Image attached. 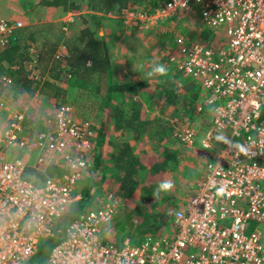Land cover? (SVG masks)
I'll list each match as a JSON object with an SVG mask.
<instances>
[{"label":"built area","instance_id":"obj_1","mask_svg":"<svg viewBox=\"0 0 264 264\" xmlns=\"http://www.w3.org/2000/svg\"><path fill=\"white\" fill-rule=\"evenodd\" d=\"M192 10L217 44L209 47L200 36L177 33L168 57L200 87L195 112L207 108L210 113L200 150L193 127L172 124L180 144L206 161L196 193L174 213L172 236H146L137 246L128 238L106 239L109 225L123 216L127 203L110 192L67 225L64 239L42 264H264V0H167L159 9H123L112 17L130 30L145 22L175 20ZM19 27L0 21L2 49ZM30 58L33 62L24 64L30 80L42 82L34 70L36 57ZM68 58L64 46L55 54L62 65ZM0 86L9 89L13 79L2 75ZM2 98L0 112L6 108ZM71 115L70 108L59 105L44 119L48 131L31 140L22 135L24 112L11 113L0 129V264H26L69 206L81 199L74 191L78 183L95 173L87 156L94 133ZM220 134L247 151L228 145L219 150L215 142ZM38 150L42 153L35 167L55 166L65 172L41 184L25 179L24 153ZM221 185L226 192L217 196Z\"/></svg>","mask_w":264,"mask_h":264},{"label":"trees","instance_id":"obj_2","mask_svg":"<svg viewBox=\"0 0 264 264\" xmlns=\"http://www.w3.org/2000/svg\"><path fill=\"white\" fill-rule=\"evenodd\" d=\"M166 2L167 0H53L51 3L55 6L67 5L71 11L87 8L89 18L96 20L98 15H115L123 9L132 11L141 10L139 8L142 7L144 10L159 9ZM85 36L86 34H83L78 37L77 43L83 41ZM200 37L209 47H216L217 43L213 41L211 34L204 32ZM88 39L84 43V48L78 50L75 57L70 56L67 60L66 69L71 76L70 84L78 82L82 86L84 81L82 79L87 80L89 78L90 81L91 76L96 72L100 73L102 70H107L109 65L108 47L104 43L97 42L91 36ZM10 48L3 52L0 57V62H2L0 76L8 74L7 68L10 65H18L14 72L8 74L13 79V84L20 85L21 83L28 84L27 81L33 82L30 80L31 71L26 69L24 65L22 66L26 61L33 62L30 56L20 54L17 47ZM172 49L174 51V46ZM35 61L34 70L35 68L38 70L41 59ZM163 61L167 62L168 60ZM87 62L90 63L88 68H86ZM47 63L54 70L57 69L59 74L65 70V68L60 67V62L55 61V58L51 57ZM168 66L170 67H168V74L163 77L158 76L159 79L163 80L157 84V90L152 92L154 93L153 96L156 94L158 96L156 102L149 104L152 95L149 91L143 90L141 83L108 85L104 97L98 98L99 107L105 120H101V125L98 128L89 125L90 130L94 133L93 139H91L93 149L90 151L89 157L96 167V173L86 174L83 177L81 183L76 187V191L81 194L82 198L69 206L65 215L56 223L52 236L40 241L37 252L26 264H42L46 261L51 250L64 239L67 225L89 206L88 193L91 188L101 186L106 181L115 190L114 194L120 198L129 200L137 193L139 197L137 204L129 212L121 219L116 218L114 220L112 225L114 233L116 232L117 235H119L118 232L124 233V238H128L134 246L139 245L146 236L158 238L162 234L161 226L167 225L173 234L174 213L183 209L184 206H177L174 194L161 193L158 198L153 196V192L160 181L164 178L169 179L179 163V152L170 146L173 142L169 138L171 132L161 124L162 122L157 121L156 140L150 139L153 144L151 146L152 153L145 156L143 150L137 151L150 124L142 116L144 106L151 108L156 104L162 108L165 106L176 107L180 103V95L183 99V106L190 107L189 112L191 113L194 112L193 104L200 100V87L185 78L171 64ZM171 81L179 83V87H174L170 83ZM87 87H90L89 83ZM92 91L95 96L99 94L98 88H92ZM31 93H33L32 90ZM154 144L159 147L154 148ZM111 149L116 150V156H109L110 158L107 159L109 167L107 168L106 154ZM28 171L27 168L25 171V179L27 180H29Z\"/></svg>","mask_w":264,"mask_h":264},{"label":"rangeland","instance_id":"obj_3","mask_svg":"<svg viewBox=\"0 0 264 264\" xmlns=\"http://www.w3.org/2000/svg\"><path fill=\"white\" fill-rule=\"evenodd\" d=\"M83 4V3H82ZM84 7V6H83ZM66 12H69L67 16H70L69 18L72 19V28L70 26L69 30L73 29V33H77L79 31V28L84 26L85 23H87L89 26L92 25V20L89 18L88 10L87 8H83L80 11H71L69 10L70 7L66 6ZM64 8V10H65ZM143 8V7H142ZM142 8H139L143 11H151V10H144ZM36 14H33L35 16ZM87 19V20H86ZM119 21V20H118ZM8 22V21H6ZM152 21L151 23H153ZM13 25H16L17 23L21 24V27H23V24L21 22L15 21L14 23L8 22ZM70 23V22H69ZM101 23L104 26V30L100 31L102 35H104V38L106 39V42H104L108 47H110V61L111 64L107 67V76L110 74L111 76V82L115 84L114 86H119L123 83H118V81L123 78H128V81H137L142 82L144 85L145 90H149L151 95L154 93V90L157 87V84L160 83V80L158 76L153 77H147L146 74L148 71L151 70L152 61L156 60L158 63L164 64L169 67L170 63L164 62L163 60H168L169 54L173 52V39L175 37V34L177 33H183L186 34L190 38H196L198 36H201L204 32H206L199 20V16L197 12L192 10L191 12H183V14L176 16L175 20L167 19L166 21L158 20L154 22L152 25L150 23L145 22L143 26H139V29H126L122 28L121 25L115 20L108 19V18H102ZM123 25V24H122ZM93 29H96L94 26H92ZM69 34V33H68ZM101 34H99L101 36ZM202 39V37H200ZM6 48V47H5ZM0 49H2L0 47ZM4 49V48H3ZM28 61L24 62L25 65H27ZM22 64V66L24 65ZM44 64V63H43ZM88 66H90V63H87ZM13 67H18V65H13ZM40 67V64H39ZM62 67V65L60 66ZM170 68V67H169ZM169 70V69H168ZM8 74L9 72H14L15 69L7 68ZM126 71V73H125ZM6 74V75H8ZM95 77L92 79L91 83L94 86H100L101 82L106 83V75L102 74H96ZM1 77V76H0ZM62 80H65L64 77H62ZM110 82V81H109ZM109 82H107L109 84ZM116 83H118L116 85ZM125 83V82H124ZM127 83V82H126ZM134 83V82H133ZM174 85V87H179V83L177 82H170ZM148 88V89H147ZM15 89H18V87H15ZM10 89H3L0 86V94L3 96V100L7 101V95L9 96V111H2L0 112V129H4L8 124V117L13 112H23L22 109L30 107L28 109L27 113L29 115L28 120V126L33 127L34 130L40 129L41 123H37L34 121V119H44L47 118L49 115H40L44 112V110L51 111L52 113L58 108L59 104L57 101L64 100L67 102L64 104L66 107L70 108L71 110V117L75 123L78 125L86 124L91 125L95 127H99L101 120H102V112L100 110L99 100L98 98L94 97L93 91L89 90L88 94L86 92H81L77 90H71V92H68L66 95V99H58L55 101H50V103L47 102V104H43L41 102H35L33 105H28L26 100L28 96L31 94V90H27L26 88H23V90H19L20 92H23L21 95H26L27 98H20V102L17 101V96H15V92H18V90H15L13 93ZM14 90V89H13ZM157 90V89H156ZM7 91V95H6ZM12 96L9 95L11 94ZM101 92H105V89H101ZM151 96L152 100L150 99L149 104L152 102L157 101V94L155 96ZM91 96V97H90ZM23 97V96H22ZM180 103L176 106H165V108H162L160 105H156L154 107H145L142 116L148 121L149 127L146 135L144 136V145L149 150V153L151 150V146H153L152 139L155 141V129H156V122L160 121L161 124L167 128L171 132L170 139L173 140L172 144L170 145L174 150H177L179 152L178 154V166L174 173L172 174L173 179L171 180V175L169 179H162L160 182L168 180L173 183V188L169 192H162L164 194H174V198L177 200V206H185V204L190 200V198L196 193V190L200 186L203 178H204V172H205V166L206 161L203 160L197 153L187 150L185 147H183L180 142L178 141L175 134V129L172 127V124L174 122H177L175 125V128L180 126L179 124L185 123L186 125H189L190 127H193L194 130L197 132V139H196V149H201V141L204 136V130L208 126L209 122L208 119L203 120V117H197L189 112L187 107L183 106V99L182 96L179 95ZM55 102V103H54ZM41 103V104H40ZM57 103V104H56ZM160 106V107H159ZM148 111V113L146 112ZM7 112V114H6ZM34 113V116L32 115ZM76 119H75V118ZM27 123V122H25ZM227 137L226 134H223ZM91 143V142H90ZM215 145L219 150L224 149L226 144L220 143L216 140ZM158 145L154 144V148H158ZM92 145H90L89 151L87 152V156L89 157V153L92 150ZM111 151V150H109ZM108 151V152H109ZM37 152V151H36ZM111 153V152H109ZM147 153V154H149ZM36 154V153H34ZM143 155V154H142ZM89 159H91L89 157ZM24 160L27 164V167L29 169L27 176L29 177V180L33 181L35 184L41 183V176L42 172L41 169H38L34 167V161L31 158L30 154L24 153ZM95 172V169L93 170V173ZM96 173V172H95ZM94 173V174H95ZM76 189V188H75ZM92 190V191H91ZM90 192L88 193L89 197V206L96 208L98 204V200L102 197L106 196L110 192H114L111 189V186L107 184H102L101 186H96V188H92ZM77 193V191H76ZM75 193V194H76ZM137 200H139L138 193L135 194L131 199L127 200V203L125 204L124 212L128 209L132 208L137 204ZM124 212L122 213L123 216L125 215ZM117 218L121 219V216H118ZM114 222V221H113ZM113 222L109 225V235L116 236V238H124L125 234L122 232H118L119 235L116 234V232H112V225ZM162 228V234L158 236V238H170L172 235V231H169L170 228L165 225L161 226ZM111 231V234H110ZM107 236L106 239H109ZM120 241H118L117 244H119Z\"/></svg>","mask_w":264,"mask_h":264},{"label":"crops","instance_id":"obj_4","mask_svg":"<svg viewBox=\"0 0 264 264\" xmlns=\"http://www.w3.org/2000/svg\"><path fill=\"white\" fill-rule=\"evenodd\" d=\"M52 1L53 0H0V21L4 20V21L12 22V23L17 21V22H21L23 24L22 28L16 29L14 31V34H13L12 38L10 39L8 47L6 49H0V57L3 54V52H5L8 48L17 47V48H19L20 54H27L30 57L34 56V57H36V59H41L40 68L37 70V73L42 77V80H43L42 82L35 83V82H28L26 80L28 84L21 83L20 85H15V83H14L13 84L14 86L10 87L9 89L12 90L13 93L15 92V90H18V91L20 89L23 90L22 87L26 88L27 90L28 89L32 90L33 93H31L28 96V98L26 97V95H21L23 92H20V91H19V93L15 92V96H17V101L20 102L21 101L20 98H27L26 100H28L27 101L28 105H33L36 101L41 102L43 104H47V102L50 103V101L56 102L58 99H61V100L66 99L67 93L71 92V90L86 92L88 94L89 90H92V88H98V90H99V94L97 95L98 97L95 96L94 93L92 94V95H94V97H96V98L100 97L99 99L103 98L105 93H106V90L108 88V85L109 86L115 85L111 82L112 78H111L110 74L107 76L106 71L102 70L100 73L96 72L95 74H93L91 76L90 80L92 81V79L95 77L94 75H96V74H102V75L104 74V75H106V77H105L106 81L107 82L110 81L109 84L107 82L103 83V81H102L100 86H98V85L94 86L91 83V81H89V78H87V80L82 79L84 81L82 82V86H81L78 82L76 84H70L69 83L71 76H70L69 72L67 71L68 69H66L67 63L65 65L61 64L62 65L61 68H65V70L63 73L59 74L58 70L57 69L54 70L53 67H51V65H49L47 63V61L48 60L50 61L51 57L55 58V54L60 51L62 46H64L66 53L68 54V57H70V56L75 57L76 52L78 50L84 48V43H86V41L89 40L88 39L89 36H91L93 39H96L97 42H100V43L106 42V39L104 38L105 34L102 35L100 32V31L104 30V26L101 23L102 18H108V19L115 20L124 29L122 22L120 20L118 21V19H116L115 17H112V16L98 15L96 20H92L91 26H89L87 23H85L84 26L79 28V31L77 33L76 32L73 33L72 32L73 29L69 30L70 26L72 28V25H71L72 19L69 18L70 16H67L70 13L66 12V9L64 10V8L67 5H63V6L56 5L55 6L51 3ZM48 2H49V4H48ZM33 14H36V15L33 16ZM92 26H94L96 29H93ZM83 34L84 35L86 34L85 38L83 39V41H81V42L79 41V43H77V41L79 40L78 37H81V35H83ZM99 34H101V36ZM107 49H109L107 56L109 58L108 63L110 65L111 64L110 47H108ZM87 63H86V68H88ZM1 65H2V62H0V67H1ZM10 68L12 69V67H10ZM13 68H15V67H13ZM125 73H126V71H125ZM62 77H64L65 80H62ZM74 80H75V77H74ZM75 82H76V80H75ZM124 82L125 83L126 82L127 83H133V82L134 83H141L143 90L149 91V90H145L142 82H137L134 80H132L130 82V81H128V78H126L124 80H123V78H121L118 81V83H124ZM88 83H89L90 87H87ZM118 83H116V85ZM18 86H20V87H18ZM15 87H18V89H15ZM102 88L105 89V92H103V93L101 92ZM12 91H11V94H9L11 96L13 95ZM6 95H7V91H6ZM0 96H3V95L0 94ZM8 98H9V96L7 95L6 108L3 111H7V110L9 111V109H8V107H9ZM57 103L59 105V104H66L67 102L62 100V101H57ZM195 104L196 103L193 104V111L194 112H191V114H193L199 118L203 117V120L209 119L210 113H209L207 108H205L201 114L195 113ZM145 107L146 106H144L143 111H144ZM189 108L190 107L187 106V109L190 111ZM28 109H30V107H28V108L26 107V108L22 109L23 112L25 113V116H26V119L23 122L24 124H22V127H23V134L22 135L25 136V138H29L31 140L32 138H34V136L38 132L48 131L49 128H48V126H45V124H44V119H46V118H44V119L40 118L37 120L34 119V121H36L37 123H39V124L41 123V126H42L37 131L34 130L33 127L29 128L28 120L30 118H29V115L27 113ZM148 111L146 110L147 113H148ZM6 114H7V112H6ZM48 114L52 115V112L45 109L44 112L40 115H48ZM32 115L34 116V113ZM101 117L103 120L104 114H102ZM25 122H27V123H25ZM100 125H101V123H100ZM204 132H205V130H204ZM196 139H197V135H196ZM30 142L31 141H29V143ZM142 150H143V153H145V156H149V154H147V153H149V150L145 147L144 141H142V144H141V146L138 147L137 151H142ZM109 152H111V153H109ZM109 152H107V154H106V160L110 158L109 156H111V157L116 156V150L115 149H111V151H109ZM150 152H152V148H151ZM34 153H36V154H34ZM34 153H31V158L33 160L36 159L38 154H40L42 152L38 150L37 152H34ZM33 164L35 167L36 166L35 161ZM108 167H109V165H108V160H107V168ZM36 168L41 169L42 175L44 176L43 178L41 176V178H42L41 180H44L48 177H58V176H61V174L65 172L64 168L55 167V166H47L46 168L45 167H43V168L42 167H36ZM107 168H106V170H107ZM94 169H96L95 165H94ZM172 179H173V177L171 175V180ZM42 182L43 181H41V183ZM41 183H38V184H41ZM80 183H81V181H80ZM103 184L109 185V182L106 181ZM111 189L113 191H115L112 187H111ZM132 208L128 209L127 211H130ZM123 212H124V209H123ZM124 214H126V212H124ZM110 234H111V232H110ZM108 237H109L108 240L110 241V239H111L112 242L120 239V238L117 239L116 236H113V235H109Z\"/></svg>","mask_w":264,"mask_h":264},{"label":"clouds","instance_id":"obj_5","mask_svg":"<svg viewBox=\"0 0 264 264\" xmlns=\"http://www.w3.org/2000/svg\"><path fill=\"white\" fill-rule=\"evenodd\" d=\"M111 16H116V14L115 15H111ZM152 65L153 66L151 67V70L148 71L147 74H146L147 77H149V78L153 77V76H161V77H163V76H166L168 74V68L164 64L158 63L156 60H153L152 61ZM216 140L218 142H220V143H224V144L228 145L230 148L237 149V150H239L241 152H246L247 151L243 147V145H238V144L232 142L230 139H228V137L224 136L223 134L217 135ZM42 181H44V180H42ZM173 186L174 185H173V183L171 181H168V180L162 181V182L159 183L157 188L154 190L153 196L158 198L162 192H169L173 188ZM93 188H96V186L93 187ZM74 191L76 193V189H74ZM225 192H226V186H224V185H221L220 187H218L216 189V195L217 196H223L225 194ZM81 198H82V196H81Z\"/></svg>","mask_w":264,"mask_h":264}]
</instances>
